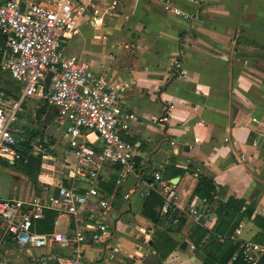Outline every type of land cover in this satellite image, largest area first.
Segmentation results:
<instances>
[{"label": "crops", "instance_id": "obj_1", "mask_svg": "<svg viewBox=\"0 0 264 264\" xmlns=\"http://www.w3.org/2000/svg\"><path fill=\"white\" fill-rule=\"evenodd\" d=\"M104 1L95 3L87 12L79 10V32L65 42L64 48H68V55L89 61L97 72L106 74L109 86L126 85L122 102L139 116V121L132 123V141L140 158L141 178L132 176L117 194L114 212L119 216L111 222L109 241L118 250L85 247L87 264H146V257L150 262V254H156L151 241L162 227L141 214L143 197L152 179L145 176H153L161 169L164 176L167 166L199 168L200 173L214 179L219 199L226 201L235 196L254 202V216L264 217V49L240 41L245 36L264 45V0H200V17L194 20L170 15L161 4L157 5V0H124L114 14L103 11L104 34L116 41L110 38L106 44L101 33H93L98 42L90 39L91 34L80 35L84 23L89 22L97 31L101 27L96 25L101 15L96 8ZM198 21L202 25L195 23ZM176 59L181 61L182 73L174 66ZM165 114L168 120L160 121ZM53 120L57 122L56 117ZM62 135L68 142L65 129ZM89 139L96 144L102 142L97 134ZM172 140L176 143L172 144ZM50 147L52 150L53 144ZM52 154L47 153V159H53ZM44 161L50 177L68 173L65 159L59 171ZM6 162L0 161V169L12 174ZM44 177L39 175L40 185L45 188L43 196L49 188L42 184ZM101 177L108 190L117 178L116 168L108 166ZM177 177V182H173L176 177L172 175L158 183L159 189L166 190L165 185L170 186L167 182H172L180 207L199 201L198 195L191 196L195 176L186 173ZM136 182H141L138 191L126 198ZM14 194L12 179L8 190L0 191V199ZM253 217L241 221L236 240L264 244V230ZM217 220L211 213L206 226L212 229ZM118 222L126 226L124 234L133 232L134 248L119 246ZM193 225L188 221L182 232L171 233L178 246L162 257L163 264H202L187 237ZM58 229H67L66 217H60ZM185 242L186 247H182ZM21 248L8 245L10 259L15 264H28L30 249L23 247L27 250L25 256L11 252ZM40 252L48 254L51 264H59L58 259L68 254L67 250L50 248Z\"/></svg>", "mask_w": 264, "mask_h": 264}, {"label": "built area", "instance_id": "obj_2", "mask_svg": "<svg viewBox=\"0 0 264 264\" xmlns=\"http://www.w3.org/2000/svg\"><path fill=\"white\" fill-rule=\"evenodd\" d=\"M101 1L0 0V65L21 85L19 99L6 98L0 93V161L16 163L24 156L17 123L23 103L30 96L44 99L53 107L58 128L63 126L68 136L71 153L64 163L68 173L55 177H50L49 169L44 168V160L49 156L43 153V171L39 175L45 176L42 184L49 186L44 196L0 199V264H15L9 257L8 243H18L31 250L28 264H51L48 254L40 252L46 248L68 251L58 259L59 264H87L85 247L105 246L118 250L109 241L111 222L119 216L114 212L117 194L132 176L141 178L136 162L137 146L131 141L134 137L132 123L138 122L139 116L122 102L126 85L109 86L106 74L97 72L89 61L64 52L65 42L79 32V10L86 11ZM158 1L176 16L188 20L200 17V0ZM182 1L192 8H181ZM123 2L105 0V13L114 14ZM174 66L179 73L183 72L179 59L174 60ZM50 72L53 77L47 89L45 78ZM167 120V114L160 117V121ZM92 134L102 139L101 144L91 142ZM108 166L117 170L111 192L104 188L101 177ZM47 177L51 180L45 179ZM164 180L162 169L154 172L147 192L155 189L163 195L162 216L177 210L174 225L180 219L206 225L212 212L208 201L201 198L180 207L172 182H167L170 186L165 185L164 193L160 191L157 184ZM140 186L141 182H136L125 197H131ZM46 210L56 211L57 216L53 231L42 233L37 229V222ZM61 216L67 218V229L63 231L58 229ZM240 231L236 228L235 240ZM36 250L38 252L34 253ZM239 254L249 264H258L264 254V244L239 241V250L231 261Z\"/></svg>", "mask_w": 264, "mask_h": 264}, {"label": "trees", "instance_id": "obj_3", "mask_svg": "<svg viewBox=\"0 0 264 264\" xmlns=\"http://www.w3.org/2000/svg\"><path fill=\"white\" fill-rule=\"evenodd\" d=\"M0 52V61H1ZM2 80V69L0 66V84ZM13 80V79H12ZM17 93L11 95L14 99L20 98L21 85L13 80ZM5 88L0 85V93ZM48 108L50 109L48 111ZM38 117L42 115L46 116V120L50 121L55 119V110L45 100L43 106L37 110ZM33 135H38L39 131L32 132ZM132 141V140H131ZM32 139L26 138L21 140L23 148V158L16 163L6 162L7 166L14 167L22 172L27 173L29 167L36 170L37 182L39 180V174L43 165V153L35 155L31 148ZM133 142V141H132ZM134 143V142H133ZM51 153L53 151L51 150ZM138 168L141 167L140 158L136 157ZM174 166H167L164 169V179L177 177L186 173L193 174L196 178L195 186L192 190L191 196L198 195L201 198H205L214 209H211V213H215L217 216V223L209 229L205 224H195L188 232L187 237L195 245V252L202 264H227L234 254L239 250V241L233 238L235 229L240 225L241 221L245 217H253L256 210V203H247L245 199L235 196L229 197L228 200L223 201L217 197V185L213 178H210L203 173L199 172V168L195 166H188L186 169H176ZM172 169V173L169 170ZM143 174V173H142ZM145 178H153V176H145ZM113 185L108 188L111 192ZM164 204V197L157 190H151L143 197L141 206V214L149 219L156 227L161 226L162 229L156 233L157 237L151 241L152 247L156 251L150 254L149 258L144 259L146 264H163L162 257H165L170 251L178 246V242L171 236L172 232L180 233L186 224L185 219H180L179 222L174 225L173 220L176 217L177 210L170 212L167 216L163 217L161 214V208ZM57 216V212L53 210H46L42 219L37 222V229L39 232L48 233L54 229V220ZM253 221L256 225L264 230V217L256 214L253 217ZM165 226V229H163ZM222 239V241L220 240ZM234 264H249L244 260L242 254L237 256Z\"/></svg>", "mask_w": 264, "mask_h": 264}, {"label": "rangeland", "instance_id": "obj_4", "mask_svg": "<svg viewBox=\"0 0 264 264\" xmlns=\"http://www.w3.org/2000/svg\"><path fill=\"white\" fill-rule=\"evenodd\" d=\"M157 5L160 6L159 1H155ZM104 5L105 1L99 4L98 8H96V12L98 14H101L98 19H100L97 22V26H101L98 28V31L95 30V27H93L89 22L86 24L84 23L83 27L81 28V33L80 35L84 34V32L87 34L86 36L90 35V39L94 40L95 42H98L97 35L96 37L93 36V33H97L98 36L100 33L103 34V43H109V40L112 36H106L104 34V28L102 25L105 26L104 18L106 15H104ZM188 3L186 1L180 2L179 6L181 8H186L188 7ZM158 6V7H159ZM160 8V7H159ZM165 12V9H163ZM90 11V9L88 10ZM87 12V11H86ZM170 15H174L173 13L169 12ZM179 17V16H177ZM183 18V17H182ZM120 20V19H119ZM146 20V19H145ZM122 25V24H121ZM117 29L118 26L116 27ZM116 33H119V30H116ZM113 39V38H111ZM114 41V39H113ZM116 43V41H114ZM64 52L68 54V48H64ZM1 62V61H0ZM1 66V65H0ZM2 69V68H1ZM2 87L5 88L4 91H1L5 94L6 98H11V95H8V93L11 92V94L17 93V87L10 77V75L2 69V80L1 84ZM45 103L44 99H41L36 96H30L27 97L23 103V111L19 115V121L17 123V126L20 128L21 132L18 134V140L19 142L21 140H24L26 138H31V148L32 152H41V153H51V147L53 144V154L52 156L53 159H45L46 161L50 162L53 164L56 168L57 171L61 170L62 162H64L65 157L68 155H71L70 153V147L67 144L66 138L62 135L63 134V129L64 127H59V124L57 122H54L52 119L51 122L46 120L45 116L42 115V117H38L37 110L43 106ZM24 108L26 111H24ZM53 108V107H52ZM50 109L48 108V111ZM39 131L38 135H33L32 132ZM83 139H78V141H82ZM71 159V158H68ZM7 167V166H6ZM13 169V173H9L6 170L0 169V191H6L8 190V187L13 179V187H14V196L15 198L23 199L26 200L29 197L33 198L36 195L43 196L45 188L41 186L40 181L36 180L37 178V172L36 170L32 169L29 167L27 173L25 172H20V170L14 168V167H7ZM43 171V169L41 170ZM39 178V177H38ZM6 189V190H5ZM163 190V191H162ZM160 191L165 192V189H162ZM117 228L121 230V236L119 238V246L127 249L134 248L133 242H134V237H133V232H129L130 234H124V230L126 229L125 225H122V223L118 222L117 223ZM133 229V228H132ZM160 229V228H159ZM136 230V229H135ZM134 230V231H135ZM161 230V229H160ZM159 230V231H160ZM11 252H17L21 256H25L27 254V250L25 248H21L20 250H11ZM91 253V252H90ZM117 254V253H116ZM11 257V256H9ZM12 258V257H11ZM129 260V259H128ZM200 260V259H199ZM202 262V261H201Z\"/></svg>", "mask_w": 264, "mask_h": 264}, {"label": "water", "instance_id": "obj_5", "mask_svg": "<svg viewBox=\"0 0 264 264\" xmlns=\"http://www.w3.org/2000/svg\"><path fill=\"white\" fill-rule=\"evenodd\" d=\"M195 23H196L197 25H202V22H200V21L195 22ZM240 41H241V43L248 44V45L253 44V45H255V46L259 47V48L264 49V45H263V44H257L256 42H253L252 40H249L248 37H245V36H244V37H242V38L240 39ZM52 77H53V73L50 72V73L46 76V78H45V87H46L47 89L50 87V83H51V79H52ZM172 180H173V182H177V181L179 180V177H176V178H174V179H172ZM212 209H214V206H212ZM186 243H187V242H185V243L183 244L182 247H186ZM8 245H9V246L14 245V246H16V247L19 246L18 243H13V244H12V243H9ZM258 264H264V254H263V256L260 258V261H259Z\"/></svg>", "mask_w": 264, "mask_h": 264}]
</instances>
